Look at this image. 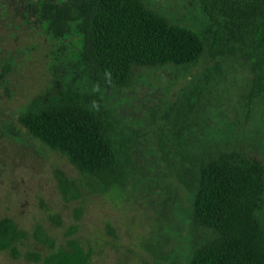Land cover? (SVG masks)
<instances>
[{
  "label": "trees",
  "instance_id": "16d2710c",
  "mask_svg": "<svg viewBox=\"0 0 264 264\" xmlns=\"http://www.w3.org/2000/svg\"><path fill=\"white\" fill-rule=\"evenodd\" d=\"M202 27L171 21L144 0H37V17L61 39L75 32L77 62L88 86L56 79L27 102L17 121L48 148L63 154L93 192L126 184L137 169L134 138L106 97L110 87L129 85L136 66L191 67L206 52L212 58L243 57L250 69L249 98L264 95V0H201ZM205 83L195 82L167 105L163 117L177 154L176 180L189 194L187 210L192 245L185 264H264V163L255 154L219 140L187 143L191 117L200 108ZM164 143V138H161ZM164 146V144H162ZM65 201L80 187L63 170H54ZM81 207L75 209V218ZM55 224L60 217L49 216ZM77 229L72 224L67 234ZM26 236L9 216H0V251L19 257ZM32 236L48 246L26 251L36 264H90L91 251L68 236L56 246L36 223ZM163 243L147 248L166 258Z\"/></svg>",
  "mask_w": 264,
  "mask_h": 264
},
{
  "label": "rangeland",
  "instance_id": "374dc122",
  "mask_svg": "<svg viewBox=\"0 0 264 264\" xmlns=\"http://www.w3.org/2000/svg\"><path fill=\"white\" fill-rule=\"evenodd\" d=\"M144 1L174 22L202 27L207 21L201 0ZM36 4L0 0V216L11 217L26 232L17 244L19 257L0 251V264H36L22 254L50 251L33 238L36 223L54 237L56 246L68 236L78 239L91 251L90 264H185L193 239L190 197L174 175L177 154L168 150L171 139L163 113L180 91L203 81L204 95L190 119L187 143L216 139L264 163V95L249 98L248 64L239 54L212 58L205 52L191 67L136 66L129 85L105 90L133 135L137 169L124 186L93 192L63 154L31 136L16 118L31 97L56 79L89 85L77 62L79 36L71 32L53 38L38 19ZM56 168L78 183V198H61ZM78 207L81 213L75 218ZM54 213L60 217L58 225L49 218ZM72 224L77 229L68 235ZM159 241L166 258L147 248Z\"/></svg>",
  "mask_w": 264,
  "mask_h": 264
}]
</instances>
